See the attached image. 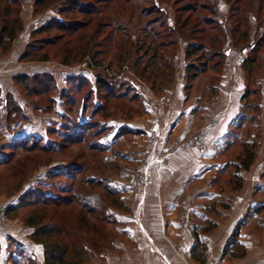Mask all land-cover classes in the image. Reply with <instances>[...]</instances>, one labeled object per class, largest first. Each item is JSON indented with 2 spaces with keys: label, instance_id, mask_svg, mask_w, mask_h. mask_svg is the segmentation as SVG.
<instances>
[{
  "label": "rangeland",
  "instance_id": "1",
  "mask_svg": "<svg viewBox=\"0 0 264 264\" xmlns=\"http://www.w3.org/2000/svg\"><path fill=\"white\" fill-rule=\"evenodd\" d=\"M59 1L50 2V7L44 9L35 0H18L10 8L11 17L20 19L21 29L10 42L0 43V230L12 226L23 242L42 246V261L35 253L18 248L19 264H45L46 249L63 258L56 264H119L123 252L119 243L126 235L122 227L126 223L138 225L135 209L137 196L142 193L138 190L147 181L146 165L152 162H147L144 146L167 145L154 158L166 165L173 151L201 145L205 114L208 108L217 114L219 108V115L225 110V115L232 116L225 139L229 138L233 145L225 147L221 159L226 163L220 171L223 173L218 174L216 190L234 191L241 184L236 166L246 146L255 155L261 150L260 160H264V0H242L237 6L234 0H208V9L203 5L198 9L199 16L221 27L217 31L223 33L220 45L208 41V25L196 15H191L186 29L170 33L178 15L176 10L192 7L190 0L157 3L170 26L160 24L159 18L165 20V16L150 13V7L142 1L85 0L94 2L101 11L84 28L74 34L55 28L34 33L40 26L61 18ZM199 2L196 5H201ZM7 5V0H0V26L9 18L4 10ZM235 7L240 8L238 12ZM189 14L183 11L181 18ZM238 18H242L241 23L233 33ZM148 22H154L152 30L146 29ZM204 27V35L198 33ZM189 34L196 40L203 35V42L212 49L223 50L221 68L212 67L217 61L214 58L204 71H197L192 79L186 77L187 64L201 66L207 56L197 60L202 53L198 52L186 58L187 44L192 41ZM170 39L175 41L168 42ZM160 40L168 43L161 45ZM255 44L257 52L251 50ZM214 50L206 49L203 54ZM27 51L30 53L25 55ZM249 51L250 56L256 54V59L244 66ZM71 75H79L81 82L86 80L82 92L94 89L89 99L75 94L76 85L68 82ZM47 77L56 87L48 94L40 86ZM97 79L100 84L96 86ZM176 81L182 85L179 105L174 101L179 97ZM105 84L111 85L114 95L124 90L126 97L104 101L100 93ZM68 87L71 93L66 100L89 105L85 115H76V109L69 111L70 102L64 104L61 91ZM246 90L249 95L245 98ZM8 95L14 103L10 118H6ZM133 95L138 97L130 101ZM97 106L100 108L95 109ZM65 111L72 119H64ZM90 113L98 124L90 123L95 127L89 130L96 135L66 143L65 134L73 136L88 124ZM153 120L158 125L152 126ZM176 126L186 133L176 132ZM70 164L77 165L78 170H69ZM121 181L126 183L121 185ZM32 192L39 198L58 196L61 202L36 201L28 196ZM255 211L258 214L250 226L253 229L248 228L254 233L250 231L249 235L244 228L246 238L249 236L247 246L234 243L235 234L230 233L225 248L264 264V205L250 209L251 213ZM250 212L247 209L243 219ZM38 228L45 233L34 234ZM6 249L1 250L4 256H8ZM208 254L204 245L201 262ZM1 260L4 262V258ZM223 260V264H240L246 258L227 256Z\"/></svg>",
  "mask_w": 264,
  "mask_h": 264
},
{
  "label": "crops",
  "instance_id": "2",
  "mask_svg": "<svg viewBox=\"0 0 264 264\" xmlns=\"http://www.w3.org/2000/svg\"><path fill=\"white\" fill-rule=\"evenodd\" d=\"M180 87L181 83L176 81L179 97L174 101L177 105L181 102ZM219 110L215 114L212 108H208L202 126L201 145L173 151L166 165H161L154 158L167 145L144 146L147 162H152L146 165L149 176L138 190L142 191L137 196L135 209L138 225L126 223L122 227L126 235L119 243L123 251L119 264H223L227 256L238 260L246 258L243 263L239 261L240 264H261L258 259L251 260L250 255H235L225 248L230 233L235 234L238 246H247L249 236L246 238L244 228L247 234L251 235L250 231L254 233L248 228L255 222L258 212L251 213L250 209L264 205V160H260L262 152L258 150L248 169H238L241 175L238 188L228 192L216 190L218 174L223 173L220 171L226 163L221 159L226 147V126L232 118L231 114H224L225 110L219 115ZM156 125L153 120L152 126ZM179 127H175L176 132L186 133ZM158 132L160 135V129ZM157 141L155 139L153 143ZM125 183L120 182L121 185ZM247 209L250 216L243 219ZM240 223L242 227L238 228ZM18 235L12 226L9 230H0V251L7 248L8 253L4 256L1 251L0 264H12L14 261L19 264L18 248L35 253L42 261V246L33 241L23 242ZM197 242L210 251L204 262L192 256V248Z\"/></svg>",
  "mask_w": 264,
  "mask_h": 264
},
{
  "label": "trees",
  "instance_id": "3",
  "mask_svg": "<svg viewBox=\"0 0 264 264\" xmlns=\"http://www.w3.org/2000/svg\"><path fill=\"white\" fill-rule=\"evenodd\" d=\"M18 0H7V6L4 8V10L6 11V13H8V17L6 20H3V23L2 25L0 26V43L1 41L3 43H8L10 42L12 39H14V37L16 36V34L19 32V30L21 29V23H20V19L16 16L15 18H12V12H11V5H14ZM54 0H35V3L37 4V6H42L45 8H48L50 7L49 4L50 2H52ZM138 1H142V3H147L148 6L150 7L149 9L151 11H149L150 13L151 12H154L156 13L157 15H162L163 17L165 16L163 13H162V10L161 8L157 5V3H160V0H138ZM200 1V2H199ZM190 0L189 5H191L192 7L190 8H186L188 6H182L180 9L178 8V10H176L177 12V16H176V19L174 20L173 22V25L172 28H171V32H173V30L175 29H178L180 32L183 31L184 29H186L188 23H190V18H191V15H196V18L198 20H201L203 22V24H207L208 25V28H209V32L208 34H206V37L209 39L208 41L211 42L212 44H218L220 45L221 42L223 43V33L222 32H219L220 34L217 33V31H220L221 27L218 26L217 23H214V24H211L210 22H212V20H210L209 18H206V17H202V16H199V14H201V12H197L198 9L200 7H203V9H208L209 7V2L207 0L208 3L206 4H203L201 2V0ZM203 1V0H202ZM242 0H234V3L235 5L237 6L239 3H241ZM61 3V6L58 8V13L60 15V19H54L53 22L51 23H46L42 26H40L38 29L34 30L33 32L34 33H38V32H41V31H46L48 29H51V28H55L57 30H60L62 31L63 33H67V34H74V32L80 30L81 28H84L86 25H88L94 18L93 16H95L96 14H98L101 9L100 8H97L95 7L96 4L94 2H90V1H85V0H61L59 1ZM197 2H199L201 5H196ZM16 5V4H15ZM156 7H155V6ZM203 5V6H202ZM145 6V5H144ZM185 7V8H184ZM234 7V6H233ZM36 9H38L36 7ZM240 8L238 7H235V12H238ZM183 11H189V15L188 16H185L183 19L181 18V13H183ZM210 12L214 13V9L209 10ZM199 13V14H198ZM76 15H80V17L82 18H76ZM160 17V16H159ZM196 18L194 19V22L192 23V25L196 23ZM242 19V18H241ZM241 19L238 18L237 19V23H238V26H236L234 29H232V32L233 33H236L237 31V27H239L240 23H241ZM156 22V20H154ZM159 21H160V24H166L167 26H170V24H168V19L166 18L165 16V20L164 19H160L159 18ZM152 23L154 22H148L146 29H150L152 30ZM176 25V26H175ZM149 27V28H148ZM222 30V29H221ZM205 31V27L202 28L198 33L200 34H203L204 35V32ZM156 35V34H155ZM190 35V38L192 39V41H190L188 44H187V47H186V58H190L192 56H194L195 54H197L198 52H202L199 56H197V60H201L203 59L202 57H204L205 55L206 56V59L204 60V62H202L201 66H198V65H195L194 62H189L186 66V77L188 79H192L196 74H197V71H204L205 67L207 66V62L211 61V59H214V58H217V61H215L213 64H212V67L213 68H216V67H219L221 68V65L223 63V58H224V54H223V50L222 49H217V50H214L210 47V45L208 43H205L203 42V38H206L202 35V38H197L199 40H196V37L192 36L191 37V34ZM155 37V36H154ZM156 37H158V35H156ZM54 41V40H53ZM175 40L174 39H170L168 42H174ZM48 40L45 41V43H47ZM167 42V43H168ZM160 43L161 45L163 44H167L165 43V41L163 40H160ZM262 44V43H261ZM259 45V43H258ZM211 49H210V48ZM258 46L255 44L254 46H252L251 50L252 51H258L259 47L257 48ZM208 50V52H210L211 50H214V52H211L210 54H203V52H205V50ZM88 52H89V49H86ZM250 50V51H251ZM249 51V53L247 54V58L244 59L243 61V65H247V63H253V61H255L256 59V54H254L253 56H250L251 52ZM30 52L27 51V53H25V55L29 54ZM252 69V66L250 67L249 69V72L251 71ZM80 76L79 75H71L69 76V80L68 82H70V85H76V89H75V94L77 93H80L81 97L84 98L86 97V99H89V96L91 94V92L94 91V89L92 87H89L88 90L82 92L83 88L85 87V83L86 80H83L84 82H81L79 80ZM16 79H18V76H16ZM47 81H41L39 80L40 82V86H42L43 89H45V92H47L46 94L52 92L54 90L55 85L53 83V79L51 77H47L46 78ZM53 83V84H52ZM100 84V80L97 79L96 82H95V85H99ZM94 85V86H95ZM68 86V85H67ZM104 86V87H103ZM100 87V89L97 92V94H99L103 87V93H100V97L101 99H103L104 101H106L107 99H109V97H115V96H121L122 98H125L126 94H125V91L124 90H121L118 95H114V92L111 88V85H103ZM95 88V87H94ZM70 88H66V90L61 91V94H62V98L64 101H66L64 104L70 102L71 103V106L69 107L68 106V109H70L69 111H73L76 109V115H78L79 113V116H82L81 114L85 115L86 112L88 110L87 107L89 106L88 104L86 103H81V102H77V101H70L69 99L66 100V97L68 95H70L71 91L69 90ZM249 90H246L245 92V95L244 97L246 98L247 95H249ZM99 92V93H98ZM77 96V95H76ZM138 96H130V101H133L134 99H136ZM8 101H7V104L9 108L8 111L6 112V118H10L11 117V110L13 108V104L14 103H11V97L10 95H8ZM74 99V97L72 98ZM127 99V98H126ZM68 101V102H67ZM73 103V105H72ZM77 104L76 108H75V105ZM99 109L100 106L98 107H95V109ZM79 109V111H78ZM78 112V113H77ZM64 119L65 120H70L72 119V116H70V113H68L67 111H65L64 113ZM93 114L90 113L89 116H88V124H85L83 125L82 127H80L81 129H79L77 131V133H73V136L70 135L69 133L68 134H65V137H63L64 141L67 143L69 141H74V142H77L79 141L80 139L83 141L84 138L90 134H92L93 136L96 135L94 134L93 130L92 133L90 132L89 128L90 127H95L94 125L90 124V123H93V124H98L96 121H94L93 119ZM91 136V135H90ZM80 140V141H81ZM226 140V145L231 146L233 145V142H231L228 139H225ZM64 142V143H65ZM245 145V144H243ZM23 146H26V144L22 145ZM96 147V146H95ZM254 156H255V153L254 151L249 148L248 146H246V149L244 150V153H243V156L240 160V165L239 166H236V168L238 169H248L250 167V165L253 163L254 161ZM9 161H4V162H1L2 163H8ZM69 170L73 171V170H78L77 168V165L75 164H70L69 165ZM80 171V170H79ZM239 183V182H238ZM239 186V184H238ZM108 191V190H107ZM30 195V197H32L34 200L38 201V198L36 196V194H28V196ZM28 196H25L24 199H27L26 197ZM41 201H44V202H49V203H60L61 202V198L58 197V196H55V197H46V198H39ZM37 233V234H44L45 231L41 228H38L37 230L34 231V234ZM234 243H237L236 240L233 241ZM47 247V246H46ZM203 249H204V245L200 242H197L193 248H192V256L199 260V261H203L202 259V255H203ZM227 251V249H226ZM233 254H237V255H241L237 252H232ZM63 258L60 256V255H57V253H55L54 251H51V250H48L46 249V252H45V264H56L57 262H61Z\"/></svg>",
  "mask_w": 264,
  "mask_h": 264
}]
</instances>
